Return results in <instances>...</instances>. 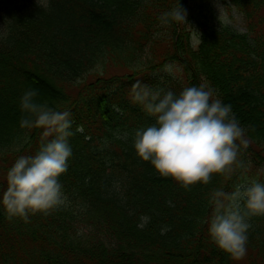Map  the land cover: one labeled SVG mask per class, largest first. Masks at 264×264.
<instances>
[{
  "label": "trees",
  "instance_id": "1",
  "mask_svg": "<svg viewBox=\"0 0 264 264\" xmlns=\"http://www.w3.org/2000/svg\"><path fill=\"white\" fill-rule=\"evenodd\" d=\"M232 2L244 8L241 0ZM138 4L0 0V196L8 169L19 156L34 155L44 139L42 129L19 126L20 98L27 90L37 91L38 102L70 112L75 133L69 138L67 171L58 178L65 205L29 214L27 221L9 216L0 205V264H238L211 240L206 221L212 211L209 194L230 190L245 157L229 175L214 174L206 185L185 188L159 175L134 150L135 132L155 120L133 101L132 85L139 81L178 95L176 82L155 74L167 62L176 63L185 87L208 85L213 99L231 106L245 138L260 146L241 150L264 168V17H257L264 0L250 6L247 33L210 36V45L182 46L179 55L166 42L168 49L154 56L127 42L128 29L120 20L121 10L131 15ZM108 62L128 72L102 79L98 74V92L74 107L67 89L92 69L102 66L105 72ZM248 223L242 260L264 264V215Z\"/></svg>",
  "mask_w": 264,
  "mask_h": 264
},
{
  "label": "clouds",
  "instance_id": "2",
  "mask_svg": "<svg viewBox=\"0 0 264 264\" xmlns=\"http://www.w3.org/2000/svg\"><path fill=\"white\" fill-rule=\"evenodd\" d=\"M214 4L219 28L243 25V16L231 0H214ZM159 20L162 25H185L202 43L200 33L187 22V11L179 0ZM164 71L172 72V66L165 65ZM37 95L35 89H29L21 96L19 107L24 115L19 126L42 129L44 139L34 155L19 156L8 169L7 188L0 196V205L7 214L25 221L29 214L47 213L65 205L66 196L58 178L67 171L72 155L69 138L75 134L71 130V113L38 102ZM213 95L205 84L185 87L177 95L163 89L152 90L139 81L134 83L133 101L155 120L135 132L133 146L137 156L150 162L159 175L171 177L185 188L197 183L206 185L214 174L231 173L249 141L231 106L213 99ZM76 132L82 133L83 126H78ZM209 204V237L234 259L243 258L251 227L248 220L264 215V183L245 179L231 191L215 189L209 194Z\"/></svg>",
  "mask_w": 264,
  "mask_h": 264
},
{
  "label": "rangeland",
  "instance_id": "3",
  "mask_svg": "<svg viewBox=\"0 0 264 264\" xmlns=\"http://www.w3.org/2000/svg\"><path fill=\"white\" fill-rule=\"evenodd\" d=\"M215 6V5H214ZM216 9V8H215ZM216 13H217V11H216ZM218 15V14H217ZM236 29H239V28H236ZM107 71L109 72V73H111V74H113V73H119V72H123V69H120V68H117V67H112V66H109L108 68H107ZM163 75H169V76H172V77H174V78H179V73L176 71V70H174V69H172V72H163ZM251 172H252V169L249 167L248 169H247V172H245V173H243V175H242V182L245 180V179H247V180H263L264 181V178L262 177V175L259 173V172H253V174H251ZM237 263L238 264H246V261H245V259L244 260H242V258L241 259H239L238 261H237Z\"/></svg>",
  "mask_w": 264,
  "mask_h": 264
}]
</instances>
